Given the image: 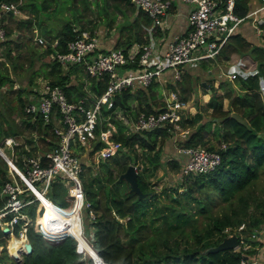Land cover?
<instances>
[{
	"label": "trees",
	"instance_id": "16d2710c",
	"mask_svg": "<svg viewBox=\"0 0 264 264\" xmlns=\"http://www.w3.org/2000/svg\"><path fill=\"white\" fill-rule=\"evenodd\" d=\"M110 1L103 0L102 4H99V0H70L67 5L73 15L66 19L54 34L50 32V26L43 22V16L49 17L53 11H57V4L52 0H23L20 4L21 15L9 12L8 21L14 20V22L6 23L7 39L4 41L3 52L7 64H11V67L8 70V65L1 61L2 59L0 60L4 65V68L0 67V87L3 92H18L17 100L22 119L17 121L11 117L12 113L11 116L6 113L11 109L9 105L4 107V110H0V145L7 150V154H10L11 148L4 142L5 137L12 135L21 138V142L15 145L14 153L17 156L14 155L13 159L22 169L27 168L21 160L24 153L29 155L40 152L42 161L47 162L45 152L54 146L56 140L52 129L55 124L54 120L45 121L40 113L24 110L25 102L28 101L26 92L28 88H23L18 82L12 80L9 73L12 74L13 68L23 69L24 66L28 68L33 63L35 64L38 54L36 56L35 47H32L31 43L39 44L36 33L47 36L45 53L65 50L67 41L76 35V31L73 30L74 26L80 29L90 28L93 32V27L98 22V19L88 16V12L91 11L90 5L93 2H96L99 13L106 19V24L111 26L116 10L123 12L125 20L119 22L117 27L121 34L127 33V37L123 39L127 45L132 43L133 39L140 42L147 41L151 35L158 32L159 25L153 24L152 19L132 0ZM122 4L136 10L133 20L128 19L129 14ZM250 7L249 0H235L234 11L239 15H244ZM25 10L29 11L27 15H24ZM139 15L143 22H139ZM84 17L86 20H83ZM138 23H140V29L141 27L143 29L140 30L135 26ZM22 29H27V38L21 37ZM55 39L57 42L53 44ZM261 41V44L252 42L236 30L222 45L216 59H209L230 62V65L237 68V74L240 76L249 74V77L240 82L242 91L237 89L232 81L227 80V77L221 76L223 79L217 87H223L224 82H228L230 101L227 108L223 106V94L219 93L217 87L209 81L214 76V69L219 67L220 63H209L203 61L206 59H202L197 65L209 75L206 83L202 82V85L208 87L206 91L211 90V95L207 100L211 115L208 119L200 118L202 113L198 110L190 116L182 117L181 126L191 125L192 127L185 135H178L175 140L176 144L178 146L206 145L209 148H215L214 144H206L209 140L208 133L211 131L219 141H226V147L220 149L221 161L215 168L194 175L185 174L181 181L172 187L173 194L168 193L166 189L163 191L169 194L176 204H161L158 198L160 192L153 188V183L149 179V176L159 166L169 164L172 169L178 168L179 170L183 165L181 158L174 156L164 158L166 155L164 153L165 141L168 137L175 135L176 129L156 126L151 129L142 128L130 131L129 122L122 121L117 115V111L121 110L129 120L135 117L136 111L131 108L128 101L129 96L134 93L130 88L116 95L113 107L108 108L105 103L103 104L100 120L96 126V132H99L100 129L107 127V121L115 123L114 138L121 141L124 146L122 149L124 155L116 159L121 163L122 169L116 172L106 159L100 163L104 170L98 169L93 174L92 165L85 163L82 189L85 200L90 202L89 207L95 213L89 223L93 228L92 234L86 233L80 220L81 197L78 185H75L70 192L72 195L70 205L67 198L68 182L60 175L55 177L45 191L46 197H43L46 210L40 199L15 173L19 182L22 183V190L17 193V196L27 200L20 209L27 215L26 235L32 243V250L23 253L22 259L15 261L14 264H97L91 257L96 256L94 250L105 262L111 264H238L244 253L258 254L259 264H264V200L252 196L250 189L249 193H244V190L260 176V172L264 169V93L259 89L253 76V74H258L264 82V41ZM21 54L25 59H19ZM44 62L45 67L43 64L41 67L45 70V77H49L48 82L62 85L70 100H76L89 94L97 96L106 88L107 74L101 79L91 77L86 73L82 63L70 64L68 69L63 70L55 58ZM38 69L36 67L31 71L29 85L38 73ZM209 69L212 71L208 72ZM193 73L192 70L185 69L182 74L183 78L167 83L177 89L184 100H188L189 93L193 90L196 72ZM80 74L88 76V87H84L85 78H80ZM6 81L9 82L7 90L2 87ZM152 83L158 82L153 81ZM151 84L139 87L137 92L148 90L150 96L153 97V93L149 91ZM21 92L25 93V96L21 95ZM139 107L146 113L155 111L153 107L147 110ZM103 144L105 142L99 140L94 149L97 150ZM127 158L129 162L131 158L133 163H136L137 159L143 162L142 170H138V184L145 192L142 197L130 189L131 185L128 180L120 177V173L128 166ZM149 169L152 170L151 173L148 172ZM10 178L12 177L9 164L0 154V209H3L10 195L9 192L3 190L5 181ZM36 185L42 189L39 181H36ZM180 186H183L181 191L178 190ZM179 193L195 199V212L207 217L201 225L194 216L195 212H192L187 205L188 201L181 202V199L177 197ZM216 193L221 194L225 199H230L236 194L238 198L230 200L228 205L216 212L213 210ZM250 197H253L252 200L249 199ZM252 204L255 205L254 209H250ZM44 212L43 219L38 221L39 226V223L35 221L36 215L38 217ZM12 214L13 211H10L3 218L8 219ZM23 220L19 218L14 227L17 236ZM242 223H244L242 228L245 233L244 238L251 243L252 248L205 250L223 239L227 234V231H224L226 227L234 229ZM81 228L85 233H82ZM67 232L70 234H66ZM236 232L239 233V231ZM252 232H255V235H252ZM63 235L65 236L62 237ZM86 235L91 236L90 241H87ZM58 237L62 238L51 240ZM7 238V231L0 226V245H4ZM89 242L92 243L91 246ZM259 247H263L262 252L260 249L257 250ZM86 248L90 251V255H83V251L86 253ZM3 250L5 249L0 252Z\"/></svg>",
	"mask_w": 264,
	"mask_h": 264
},
{
	"label": "built area",
	"instance_id": "2783aa9c",
	"mask_svg": "<svg viewBox=\"0 0 264 264\" xmlns=\"http://www.w3.org/2000/svg\"><path fill=\"white\" fill-rule=\"evenodd\" d=\"M22 1H0V49L7 39L8 14L15 12L21 15L20 4ZM132 1L145 11L147 16L152 19L153 24L157 25L164 22V15L171 5L170 0ZM183 1L190 5L187 14L188 28L183 33L173 36L164 51L159 52L154 48L153 35L147 41H134L129 45H112L107 49H102L98 43V36L94 32L87 28L80 29L78 26H74L73 30L76 31V35L67 41L66 49L52 52V58L65 67L73 63H82L86 73L91 77L101 79L107 74V85L100 95L89 94L76 100L68 98L62 85L50 84L47 79L44 80L40 89H33L32 85L28 87V101L25 102L24 110L40 113L45 121L54 120L55 124L52 129L56 140L54 146L45 152L48 158L47 162L42 161L40 152L29 155L21 153L22 163L27 165L25 170L18 166L13 159L14 155L17 156L14 153L15 145L21 142V138L12 135L5 137L4 142L11 148L10 154L3 151L4 147L0 145V154L8 162L12 177L11 180H6L3 185V190L9 192L10 195L3 209H0V226L8 227L9 232L7 231V233L15 235L16 222L19 218H23L18 236L24 235L25 240L28 239L26 235L27 215L20 209L27 200L17 196V193L22 190V183L19 182L15 173L32 191H34L33 188H36L44 195L55 177L58 175L64 177L68 182V188L74 184L79 186L81 205L84 204L88 207L92 218L95 216L94 211L89 207L90 202L84 198L80 174L86 167L85 163L90 164L93 160H104L124 148L122 142L114 138L116 126L113 122L107 121V127L96 132L104 103L108 108L113 107L117 94H121L126 88L137 92L139 87H146L153 81L163 79L164 71L167 68L172 70V75L176 79L181 77L184 65L197 64L201 59H214L229 36L245 20H250L255 33L264 41V0H260L244 15H239L234 11L235 0ZM36 38L40 43H47V39L41 34H37ZM56 42L55 39L53 44ZM121 64L127 65V71L119 70ZM224 73L232 78L236 76L238 70L234 65H231L230 71ZM173 89L165 103L155 111L148 113L139 111L135 119L132 120V126H129L130 131L166 126L171 130L183 129L180 134L185 135L188 128L182 127L180 121L188 100L182 99L178 90ZM118 116L123 118V115L118 114ZM99 140H103L105 144L95 150L94 147ZM225 147L226 141H220L215 148H209L206 145L179 146L178 151L183 155V165L180 170L183 174L212 170L220 163V149ZM134 165L138 171L139 164L134 163ZM36 181L42 184V189L37 187ZM71 196L68 191L69 201ZM10 211H13V214L10 218L4 219L3 217ZM2 221L4 224H1ZM243 227L244 223L238 225L239 233L233 227H226L224 231H227V234L236 233L238 244H242L241 247H252L251 243L244 238ZM252 235H255V232H252ZM62 237L51 240H58ZM12 238L10 242L8 240L4 245H0V251L4 249V246L6 252L8 250L7 255L18 261L27 251L25 240L21 242L18 249L12 250L10 248ZM95 262L97 263L96 260ZM259 263L260 260L254 254L242 255L238 262V264Z\"/></svg>",
	"mask_w": 264,
	"mask_h": 264
},
{
	"label": "rangeland",
	"instance_id": "374dc122",
	"mask_svg": "<svg viewBox=\"0 0 264 264\" xmlns=\"http://www.w3.org/2000/svg\"><path fill=\"white\" fill-rule=\"evenodd\" d=\"M69 1H67V2H69ZM102 1L103 0H99V4H102ZM173 1L176 2L177 0H173ZM52 2H54L55 4H57V11H53L49 15V17H44L43 16V22L45 24H47L48 26H50V28H51L50 29V32H52L54 34L61 27V25L64 23V21L66 19H68V18H71L72 17L71 15H73V14H72L71 9L69 8V6L67 5V2L65 0H55V1L52 0ZM109 2H111V1L109 0ZM90 6H91V11L88 12V16L94 17V19H98L97 24L93 27L94 34H96L98 36L99 26H100V28L102 30V25H103L104 26V30H105V25H109V24H106V19L104 18V16H101V14L99 13L98 8L96 7L97 6L96 2H93V4L90 5ZM122 7L124 9L128 10V11H132V8L131 7H126L125 4H122ZM114 9L116 10V8H114ZM25 12H26V14H25ZM25 12H24V15H27V13H29L28 10H25ZM123 17H124L123 12L121 10H116V15H115V17L113 18V21H112V26H115L116 28H118L117 27V23H118V21H121V19H123ZM8 20H9V16L7 17V22L6 23H9L10 24V23L14 22V20H11V21H8ZM83 20H86V17H84ZM138 20H139V22H141L140 15L138 16ZM86 24H90V23L89 22L88 23L86 22ZM48 26H46V27L49 28ZM109 26L112 27L111 25H109ZM135 26L140 29V23H138ZM136 27H135V29H137ZM87 29H90V28H87ZM141 29H143V27H141ZM22 30L23 31H22L21 37L23 36L24 38H27L28 37V31H27V29H22ZM37 30H39V28ZM110 32H112V31H110ZM36 34H38V33H36ZM41 35L45 39H47V36L45 34H41ZM109 40H110V42L112 41L111 38H109ZM30 41H32V40H30ZM30 41H28V42H30ZM98 42H99L100 47H101V45L102 46H105V47L106 46H109L108 44H103L102 41L99 40V38H98ZM4 46H5V43L3 44L2 49H0V60L2 59L1 61H4V63L6 65H8V70H10V67H11L10 65L11 64L10 65L7 64L8 62H7L6 57H5V54L3 52ZM31 46L32 47H35L36 56L38 54V56H37L38 58H36L35 64L33 63V65L31 67H28V68H26V66H24L23 69H20V67L17 68V69H14L13 68V71H12V74L13 75L11 74V72H9L7 70V68H6V70L12 76V80H14L16 83L18 82V84H20L21 87L28 88L30 85H32L34 87L33 89H40L41 86H42V84H43V82H44V80L49 78V77H45V75H44V71L45 70L42 69L41 65L43 64L44 67H45V62L44 61H47V60L51 59L52 58V53H50V54L45 53V49L47 47V43H43V42L40 43L39 42V44L36 43L35 45H34V43H31ZM23 51H25V50H23ZM20 58L21 59H25V58L22 57V54L19 57V59ZM208 59H211V58H208ZM1 61H0V67H3L4 68V65L1 63ZM201 61H202V59L198 63H200ZM208 61L210 63L216 62L217 64H219V63L222 64L224 62L227 63V64L230 63V62H227V61H220V62H218L216 60H208ZM26 62H28V59H26ZM24 65H26V64H24ZM61 66H62V69L63 70H66V69H68L70 67V65L67 66V67H65V66H63V64H61ZM36 67L39 68L38 69V73H36L35 76L33 77L34 79H33L32 83H30V85H28V83H29L28 82L29 75L31 74V71L34 68H36ZM127 69H128V67H127L126 64H121L120 67H119V70L121 72H125V71H127ZM220 69H218V68L217 69H214V71H213V75L214 76L211 78V80L209 79V81L211 83H213V85L215 87H217L218 84L220 83V80L223 79V77H221L223 75V76L227 77V80L232 81V83H234V85L237 87V89H239V90L242 91V88L240 87V82H242V79H244L246 77H249V74H246L245 76H240L239 74H236L235 77L233 76L232 78H230L229 76H226L225 73H224V72L230 71V64L227 67V69L224 66H221ZM170 70L171 69L167 68L164 71V73L165 72H168ZM192 72H194V73L196 72V75L194 77L196 79L194 80L193 90L189 93L188 101H186V103H185L183 117L184 116H186V117L187 116H190V115L196 113V111L200 110L201 113H202L200 115V118L208 119L210 117V115H211V112H210L211 111V108L207 105V100L209 99V97L211 95V91L210 90L206 91L208 89V87H206L205 85H202V82L203 81H206V79L209 77V75H207V73L204 72L200 67L193 68ZM181 74H183V71L181 72ZM253 76H254V78H255L258 86H259V89L264 93V82H263V79L258 74H253ZM79 77L80 78H85L84 87H88V85H89V78H88V76L85 75V74H82V75L80 74ZM181 78H183L182 75H181L180 78H176V79H181ZM10 82H12V81H10ZM8 85H9V82L6 81L2 85V87L3 88L5 87V90H7L6 87ZM223 85H224L223 87H217V91L219 93H222L223 94V106L225 108H227L229 106V101H230V93L228 91V89H229L228 88V82L225 81ZM172 90H174L173 87L172 86H169L168 84H166V82H164V83L163 82H161V83L159 82V83H156V84L155 83H152L151 84V87L149 88V91L152 92L153 95H154L153 97L150 96V94L148 93V90H142V92H134V93H132L129 96V100L128 101H129V104H130L131 108H133V110L136 111L135 117H136V115L138 114L139 111H143L142 109H140L139 106H141V108H144L146 110L147 109H150L151 107H153L154 109H156V108L162 106L165 103V101L167 99V96L170 95V92ZM209 91H210V93H208ZM26 92L28 93V89H27ZM179 94L181 95L180 92H179ZM179 94H178V96H179ZM21 95L25 96V93L23 94L21 92ZM18 97H19L18 92H15V93H12L10 91L3 92L2 91V88L0 87V110H4V107L6 108L9 105L11 107V109H9V111H7L6 113L9 116H11V113H12V116L11 117H13L14 119H16L17 121H21L20 119H22L21 118L22 114L20 112V107H19L18 100H17ZM118 114L123 115V118H120V117H118V118H120L122 121H124L126 123L129 122L128 123V126H132V120H134L135 117H133L131 120H129V118L127 117V115L126 114H123L121 110L117 111V115ZM190 127H192V126L191 125H188V126H186L184 128H186V129L188 128V130H189ZM180 131H183V129H177L174 134L175 135L176 134L181 135L180 134ZM208 137H209V140L207 141L206 144H214V146H218L219 145V142L220 141H219L218 137H214V135L212 134L211 131L208 133ZM172 138H173V136H172ZM168 139H170V138L168 137ZM175 142H174V144L176 145ZM166 145H164V151H165L164 153L166 154V155H164L165 156L164 158L165 159H168V158H171V157L175 156V153L173 154V152L171 151V148H166L165 147ZM3 151H5L7 153V150L4 149V148H3ZM177 153H178V151H177ZM123 155L124 154L122 153V150H121L117 154L114 153L111 157L106 158L109 161L110 167H112L113 169H115L116 172L117 171H120L122 169L121 163L118 160H116V159L118 157H122ZM106 159H104V160H106ZM104 160L103 159H99V161L93 160V162L89 164V165H92L91 166V172L93 174L95 172H97L98 169H100V170L103 169V166L100 163H102L101 161H104ZM127 161H128V158H127ZM131 161H132V158H131L130 162L128 161V165L130 163H133ZM136 163L139 164V166H140L139 170L141 171L142 168H143V162L140 159H137ZM177 169L178 168L172 169L169 166V164H167V166H161V167L159 166L149 176V179L153 183L152 184L153 185V188L155 190H157L158 192H160L158 198H159V201H160L161 204H163V203H173V204H176V203H174L171 200L169 194H167V193H165L163 191L166 189V191L168 193L173 194L174 192H173L172 187L175 186V185H177L181 181V179L185 176V173L183 174L182 171L180 170L181 168L179 170H177ZM151 171H152L151 169L148 170L149 173H151ZM84 174H85L84 172H82L80 174L81 180H82ZM75 185L76 184H74L72 187H69L70 189L68 188L69 193L72 191V189H73V187ZM182 189H183V186H180L178 190L181 191ZM249 189L251 190L252 193L249 191ZM249 192H250V194L252 196L254 195V196L259 197L260 199L264 200V169H262V171L260 172V176L256 180H254L249 185V187L247 189L244 190V193H249ZM202 193H203V191H202ZM177 197H179L181 199V202L187 200L188 201L187 202V205L190 207V209H191L192 212H195V209H196L195 199H190V196L189 197L188 196H184L183 193H179ZM214 198H215L214 199L215 204L213 206V210H215L217 212V211L221 210L222 207H224L225 205H228L229 202H230V200H236L238 197H237V194H236L235 196L231 197L230 199H225L221 194L216 193ZM252 198L253 197H250L249 199L252 200ZM70 203H71V200H70ZM254 208H255V205L252 204L251 207H250V209H254ZM46 210H47V207H46ZM45 212L43 214L38 215V217L36 215V218L37 219L35 218V221L38 222L39 220L43 219V216L45 215ZM79 212L81 214L82 225L84 226V229H85L86 233H89V235L92 234L93 228L89 225L90 220L92 218V214L90 213V211L88 212V209L86 208V206L84 204L81 205V207L79 209ZM37 214H38V212H37ZM194 216L198 220V224L199 225H201L207 219V217L205 215H203V214H201L199 212H197V213L195 212ZM120 219L121 220H125L124 218H120ZM1 224H4L3 221H2ZM39 225H40V223H39ZM234 228L236 229V231H238V226L237 227H234ZM81 231H82V233L84 232L83 228H81ZM68 233L69 232H67V234ZM43 235H44V233H43ZM12 236H15V237H18V238L21 237V236L12 235L11 233H8V238H7V241L6 242H8V240L10 242V239L12 238ZM90 237L87 236V238L89 239V240L87 239V241H90ZM89 244H90V246L92 245L91 242H89ZM241 245L242 244H237L233 248L235 250H238V249L241 248ZM255 246L256 245H254V247ZM252 247L250 246L249 248H252ZM258 249L259 248H257V250ZM85 251L87 253H85L83 251V253H84L83 255H88V254L90 255V251L87 248H86ZM7 252H8V250H7ZM7 252H6V249L3 250L2 252H0L1 253L0 256H2L0 258V261L2 262V264H14V262L16 260H14L10 255L8 256L6 254ZM243 255H247V254L244 253ZM255 256L257 257V254ZM21 259H22V257L20 258V260Z\"/></svg>",
	"mask_w": 264,
	"mask_h": 264
},
{
	"label": "crops",
	"instance_id": "0c3cea01",
	"mask_svg": "<svg viewBox=\"0 0 264 264\" xmlns=\"http://www.w3.org/2000/svg\"><path fill=\"white\" fill-rule=\"evenodd\" d=\"M170 1H171V5H170V8L167 11V13L164 15V22L158 26V29H159L158 32H156L153 35V37H154V40H153L154 48H156L157 51H159V52L165 50V48L167 47L169 41L173 38V36H175L176 34L183 33L188 28L187 14H188V10L190 7L189 3H186L183 0H177L176 2L173 0H170ZM259 1L260 0H249V3L251 5L250 9L255 7L259 3ZM126 11L129 14L128 19H130V21L133 20L134 17L136 16V10H132V11L126 10ZM122 20H125V16L123 17V19H121V21ZM121 21H118V23ZM141 21L143 22L142 17H141ZM237 30L240 31L244 36H246L252 42H256V43L261 44V42H262L261 38L255 33L254 28L252 27L250 20H245V21L241 22ZM110 31H112V32H110ZM98 32H99L98 33L99 40L102 41L103 44L109 45L106 47L101 45L102 49H107L108 47H110L112 45H127L123 41V39H125L127 37V33L121 34L119 32V29L116 28L115 26L110 27L109 25H105V30H104L103 25H102V30L99 26ZM109 38L112 39L111 42H110ZM134 41H138V40L133 39L131 42L134 43ZM208 60L209 59H206V62ZM198 64L199 63H197V64H186V65H184V71H185V69H189L191 71V70H193V68H198L199 67V66H197ZM221 66H224L227 69V67L229 66V63L227 64L224 62V63L220 64L219 67L217 66V68L220 69ZM230 67H231V65H230ZM217 68H215V69H217ZM211 71H212V69L208 70V72H211ZM163 76H164L163 79L157 81L158 83L159 82L160 83L166 82V84H167L168 82H174L175 81V78L172 75V70L165 72L163 74ZM203 83H206V81ZM178 135L179 134L173 135V138L171 137L172 139L171 138L167 139L165 141L164 145L167 144L165 147L171 148V151L175 153L174 157H178V158L183 159V155L178 151V145L174 144L175 140H177L176 138H178ZM177 151H178V153H177ZM259 249H260V252L263 251V247H259ZM259 258H260V256H259Z\"/></svg>",
	"mask_w": 264,
	"mask_h": 264
},
{
	"label": "water",
	"instance_id": "95a60500",
	"mask_svg": "<svg viewBox=\"0 0 264 264\" xmlns=\"http://www.w3.org/2000/svg\"><path fill=\"white\" fill-rule=\"evenodd\" d=\"M205 82V81H203ZM211 91V90H210ZM209 91V93H210ZM120 177L125 178L126 180L129 181L130 183V189L137 192L139 194V197H142L143 195H145V192H143L138 184V171H136L135 169V165L133 163H130L126 169L120 173ZM33 193L36 195L37 198L40 199V201L42 202L43 206H45L44 202H43V197L45 196L44 194H42L41 192L39 193V191L36 188H33ZM44 195V196H43ZM46 197V196H45ZM57 205V204H56ZM4 231H8V227H3ZM238 236L236 233L233 234H226L223 239L216 245H211L209 247H207L205 250L206 251H217L220 249H225V248H233L238 244ZM78 245L80 246L79 242ZM81 247V246H80ZM25 248L27 249L26 252H30L32 250V243L27 239L25 240ZM97 257H100V255L98 254V252L96 250H94ZM247 256V255H244ZM96 257V258H97ZM92 258H94L92 256ZM95 259V258H94ZM97 261V259H95ZM98 263V261H97ZM109 263V262H107ZM111 264V263H109Z\"/></svg>",
	"mask_w": 264,
	"mask_h": 264
},
{
	"label": "bare ground",
	"instance_id": "6f19581e",
	"mask_svg": "<svg viewBox=\"0 0 264 264\" xmlns=\"http://www.w3.org/2000/svg\"><path fill=\"white\" fill-rule=\"evenodd\" d=\"M73 185H71V186H69V187H72ZM70 189V188H69ZM38 190V189H37ZM39 191V193L41 192L40 190H38ZM42 194H43V192H42ZM44 196V195H43ZM78 239V238H77ZM25 240V237L24 236H22V237H15V236H13V238H12V240H11V246H10V248L13 250L14 248L15 249H18L19 248V245L21 244V242L22 241H24ZM17 252V251H16ZM87 253V252H86ZM92 257V256H91ZM95 259H97V261L99 262V264H106L105 262H104V260L101 258V257H97V255L96 256H93ZM97 257V258H96ZM108 264V263H107Z\"/></svg>",
	"mask_w": 264,
	"mask_h": 264
},
{
	"label": "clouds",
	"instance_id": "9594fccd",
	"mask_svg": "<svg viewBox=\"0 0 264 264\" xmlns=\"http://www.w3.org/2000/svg\"><path fill=\"white\" fill-rule=\"evenodd\" d=\"M71 204V203H70ZM107 262V261H106ZM97 264H99V263H97Z\"/></svg>",
	"mask_w": 264,
	"mask_h": 264
}]
</instances>
